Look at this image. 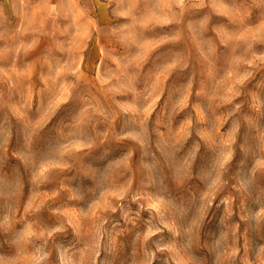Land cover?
<instances>
[{
	"label": "rangeland",
	"instance_id": "1",
	"mask_svg": "<svg viewBox=\"0 0 264 264\" xmlns=\"http://www.w3.org/2000/svg\"><path fill=\"white\" fill-rule=\"evenodd\" d=\"M0 264H264V0H0Z\"/></svg>",
	"mask_w": 264,
	"mask_h": 264
}]
</instances>
